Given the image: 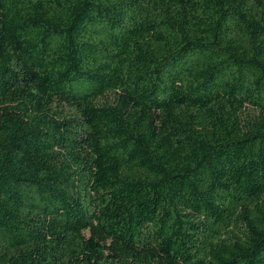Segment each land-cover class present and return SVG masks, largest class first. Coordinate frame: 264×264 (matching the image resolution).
I'll list each match as a JSON object with an SVG mask.
<instances>
[{
  "label": "trees",
  "instance_id": "1",
  "mask_svg": "<svg viewBox=\"0 0 264 264\" xmlns=\"http://www.w3.org/2000/svg\"><path fill=\"white\" fill-rule=\"evenodd\" d=\"M0 264H264V0H0Z\"/></svg>",
  "mask_w": 264,
  "mask_h": 264
}]
</instances>
